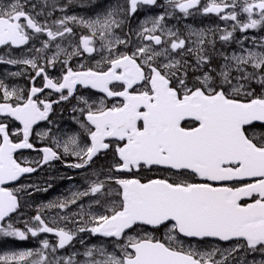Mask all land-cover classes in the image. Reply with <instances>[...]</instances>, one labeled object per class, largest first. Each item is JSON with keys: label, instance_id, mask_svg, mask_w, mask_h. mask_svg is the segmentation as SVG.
I'll list each match as a JSON object with an SVG mask.
<instances>
[{"label": "snow or ice", "instance_id": "snow-or-ice-1", "mask_svg": "<svg viewBox=\"0 0 264 264\" xmlns=\"http://www.w3.org/2000/svg\"><path fill=\"white\" fill-rule=\"evenodd\" d=\"M73 2L44 0L37 11L32 0H0V46L8 49L0 63L22 66L10 75L33 82L24 89L0 80V238L55 237L40 240L39 248L6 251L0 264H264V37L259 43L252 37L254 47L246 48L234 36L264 28V0H115L94 17L51 19ZM146 6L163 11L131 28ZM194 11L231 21V29L185 26V34L167 26L169 18ZM70 24L86 34L64 47L75 36ZM217 31L220 41H235L240 51L217 53L224 62L211 67ZM14 48L26 51L13 57ZM94 53L100 59L92 66L74 70L69 63L94 60ZM57 64L61 74L52 77L47 69ZM37 78L42 87L35 86ZM78 85L103 96L77 95ZM45 89L59 100L40 99ZM70 98L81 105L73 111L82 131L64 139L51 129L35 133L52 140L35 150L45 164L72 156L77 162L67 167L92 170L83 190L40 206L18 227L13 215L21 213V194L30 186L9 184L36 168L18 159L17 150L34 149L33 126ZM15 121L22 127L13 128ZM107 151L111 161L93 168L94 158ZM153 169V177L140 175ZM73 205L78 211H69ZM45 208L57 214L49 219ZM80 234L98 242L85 244ZM77 240L82 253L56 255Z\"/></svg>", "mask_w": 264, "mask_h": 264}, {"label": "flooded vegetation", "instance_id": "flooded-vegetation-1", "mask_svg": "<svg viewBox=\"0 0 264 264\" xmlns=\"http://www.w3.org/2000/svg\"><path fill=\"white\" fill-rule=\"evenodd\" d=\"M165 3V0H158V5H162ZM201 3H206V0H201ZM144 9H149L150 12H155L161 14L163 9L160 8L159 6H146L136 14L138 16L139 14H143L142 10L145 12ZM243 18V17H242ZM167 24L170 25H175L176 27L185 30L186 34V28L185 26H191L193 28H204V29H224V28H229L231 29V21H223L221 20L216 14H208V15H203L200 12H193L191 16H188L186 18L181 17V19H173L169 18L167 21ZM223 33L221 31L216 32V38H218L220 35ZM235 38H245V36L252 38H259V37H264V28H257V29H249L244 33L241 32H236L234 33ZM209 38L211 37V34H209ZM214 55L217 56V58H214L211 63V67H216L219 64L220 57L214 53ZM83 58V57H79ZM71 63V62H70ZM60 64H57L54 70H56L59 67ZM86 66H92L91 64H85ZM77 65L73 66V69H76ZM49 75L52 77H56L54 73L48 71ZM24 78H22L23 80ZM33 83V82H32ZM36 87H42V81L40 84L35 85ZM24 87L27 88V84H24ZM66 94V93H65ZM77 95H82L86 97H91L93 100H98L101 96L98 92L92 90V89H84V88H78L77 89ZM45 97H48L50 101H58L59 94L54 93L51 91H44V94L40 96V99H44ZM81 105L77 104V101L75 99L70 98L68 101H61L59 103L53 104L52 111L49 113V120L57 123L62 122H77L76 118H79V112H74L73 108L74 107H80ZM74 119L76 121H74ZM48 120V124L50 123ZM13 128L19 127L18 123L15 121L14 124L12 125ZM41 129V128H39ZM39 129L34 130V134L32 137V141L34 142L35 148L34 149H27L26 151L20 152L17 155L18 159H22L26 162V166H31L36 168V171L31 173L28 176H25L22 178L19 183L12 185L10 187H20V185H29L30 187L26 188V192L21 194V203H22V208H21V213L13 215V220L16 221L18 219V223L16 226L18 227H23L24 226V221L29 220L31 217L35 216L37 214V208L40 206L47 204L49 201L54 200L52 196L50 195L49 192L53 190H61L58 189V184L56 186H51L49 188L48 184V179L46 176L55 174L57 176L63 175L66 180V178L71 177V182L69 185L74 186L76 184L77 186L80 185V188L78 189H73L72 191L76 190H83L85 186V176L87 175L88 172H90L92 169L86 168V169H75V168H70L67 167V164L70 163H75L77 162L75 157L72 156H67L63 157L58 160H52L50 163H43L42 162V153L36 151V148H42L43 146V140L40 138H37L35 133H38ZM74 132L82 131L79 127H74L71 128ZM85 138L86 134H83ZM112 159V153L111 151H107L104 153L99 154L96 158H94V164L93 168L100 167V166H106ZM40 161L39 164L36 162ZM64 171V172H60ZM74 174V175H73ZM156 169H153L152 172L148 171H141L140 175L142 176H147V177H153L154 175H157ZM38 184V185H37ZM37 185V187H36ZM64 186V185H62ZM38 189V190H37ZM47 189V191H45ZM50 190V191H49ZM62 190H65L62 188ZM89 201L87 198L84 199V204H88ZM71 212L75 211L74 205L70 207ZM43 213L45 216H47L49 219L52 216H55L57 214L56 209H43ZM61 215L64 214V212L60 213ZM20 217V218H19ZM69 228L72 227L71 224L68 225ZM42 237H54V234H45L42 233L40 234ZM35 239V237H33ZM95 241H98L97 237H94ZM55 240V237H54ZM40 243V239L36 240L34 243ZM76 242V241H75ZM74 242V244H75ZM213 242V241H210ZM97 243V242H95ZM28 245H31L32 242H27ZM26 245V246H28ZM222 245V244H220ZM64 250V249H62ZM69 250L66 249V251ZM66 255H69L66 254Z\"/></svg>", "mask_w": 264, "mask_h": 264}, {"label": "rangeland", "instance_id": "rangeland-1", "mask_svg": "<svg viewBox=\"0 0 264 264\" xmlns=\"http://www.w3.org/2000/svg\"><path fill=\"white\" fill-rule=\"evenodd\" d=\"M40 1H41V4H40L39 0L37 2H35V0H32V3L38 4V7L36 9L37 11H40V6H42L44 3V0H40ZM76 1L77 0H74V2H76ZM78 1L79 2H77L74 5L68 4L67 9L69 8V10H68L69 12L68 11H66V12L57 11V10H59V8H57V10L52 13L51 19L61 17L65 14L76 15V16L85 17V18L94 17L97 13L102 12L110 4L115 2V0H78ZM52 2H53V0H48L49 4H51ZM56 2L58 3V5L63 6V5L68 3V0H59V1L56 0ZM144 10H145V12L142 10L143 14H141V15L139 14L138 16H135V18L130 22L131 28L136 29L138 27L140 21H142L146 16L159 15V13L150 12L149 9H144ZM46 11H51V8L50 7L47 8ZM40 19H43V17H40ZM69 26L73 27L75 36H71V37L66 38V40L63 42V45H62L64 47H68L69 43L74 44L78 40V37L80 35L86 34V32L84 30H82L80 28V26H78V25H71L70 24ZM167 26L172 27L173 25L169 26L167 24ZM148 27H151V25L149 24ZM123 31L125 33H127L129 31V26H125ZM42 38H46V37H42ZM261 38L262 37L256 38L258 43L260 42ZM131 39L136 40V37L133 35L131 37ZM235 40H243V38H235ZM244 41H245L244 47H246V48L254 47L253 41L251 38L244 40ZM35 43H36V47L40 46L39 41H36ZM69 50H71V48H69ZM209 50L210 51L213 50L212 46H210ZM257 50H259V49H257ZM23 51H26V49H22V50H15L14 49L12 55H13V57H19ZM239 51H240V45L235 43V41L225 44L222 41H220L219 38H216V42L214 45L213 59L217 58V56L214 55V53L217 54V53L223 52L226 55H231L232 52H239ZM6 52H8V49L3 48L0 50V55H4ZM93 56L95 57L94 60H88L85 58H73L70 61L71 63L70 62L69 63L72 67L74 65H79L81 63L93 65L95 63V60L100 59V56L96 55L95 53L93 54ZM5 58L7 59L8 57L6 56ZM219 61H220L219 64L224 62L221 58ZM23 70L24 69L22 66L0 63V80H3L5 84L9 85V87L17 86L20 88L28 89L33 85L32 81L29 80L28 75H22V76L10 75L11 73H15L18 71H23ZM26 71L31 73L30 68L27 69ZM47 71L54 73V75H56V76H59L61 74V66L59 65V67L56 70H54L53 68L50 67L47 69ZM22 78H24V79L22 80ZM40 83H41L40 78H37L34 82L35 85L40 84ZM24 84H27V88L24 87ZM253 86L256 87L257 91L260 90L259 85H253ZM58 99H59V97H58ZM74 121H76V120L74 119ZM46 126L51 127V132H52L53 137L58 138V139H64V138H66L64 136V134L65 133H68V134L73 133L74 131L71 128L79 127V124L77 122H68V121L62 122V120H61V123L51 121V123H49V125H46ZM48 130L49 129H44L43 131L46 132ZM40 132H42V131H40V129H39L38 133H40ZM82 137H84L83 133H82ZM42 140H43V145H45V146H51L52 145L51 138L44 137ZM60 172H64V171H60ZM46 177L48 179L47 181H48V184L50 186H54V185L56 186V184H58V189H61V190H57V191L53 190V191L49 192L53 199H55L56 197H62V196L69 195L73 189L80 188V185L79 186H77L76 184H74V186L69 185L70 182L72 181L71 177L66 178V180H64L65 178L63 177V175L57 176L55 174H52V175H49ZM37 185H36V187H37ZM62 185H64V186H62ZM27 186H29V185H27ZM50 188L51 187H49L48 189H50ZM62 188L65 190H62ZM85 206H87V204ZM74 207H75V211H73V212L78 211V208L75 205H74ZM45 238H46L45 236L44 237L39 236L38 238L33 239V237L29 236V238L27 240H23V241H21L17 238H13V237L0 238V254H3L6 251H19V250H25V249L39 248L40 243L39 242L34 243V242H36V240H38V239L42 240ZM80 238L85 240V244H95V242H98V241H95L93 236H90L88 234H80ZM48 239L50 241H53V242L55 241L54 237H48ZM27 242H30V243L32 242L31 246H26V245H28ZM73 251H79L82 253L84 251V246H82L77 240L72 248H69V250H67V251L66 250H59L56 255L66 256V254H68V253L70 254ZM78 258L83 259L82 256L78 257Z\"/></svg>", "mask_w": 264, "mask_h": 264}, {"label": "bare ground", "instance_id": "bare-ground-1", "mask_svg": "<svg viewBox=\"0 0 264 264\" xmlns=\"http://www.w3.org/2000/svg\"><path fill=\"white\" fill-rule=\"evenodd\" d=\"M59 1V0H58ZM79 2V1H78ZM69 12V11H68ZM245 39L243 38V40L242 41H244ZM67 127V126H66ZM74 175V174H73ZM28 246H31V245H28Z\"/></svg>", "mask_w": 264, "mask_h": 264}, {"label": "water", "instance_id": "water-1", "mask_svg": "<svg viewBox=\"0 0 264 264\" xmlns=\"http://www.w3.org/2000/svg\"><path fill=\"white\" fill-rule=\"evenodd\" d=\"M3 47V46H0V48Z\"/></svg>", "mask_w": 264, "mask_h": 264}]
</instances>
